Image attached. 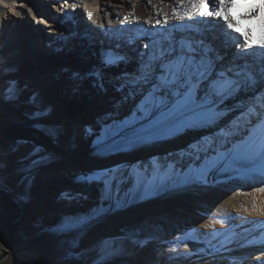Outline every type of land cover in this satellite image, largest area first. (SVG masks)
I'll return each mask as SVG.
<instances>
[{
	"label": "bare ground",
	"instance_id": "bare-ground-1",
	"mask_svg": "<svg viewBox=\"0 0 264 264\" xmlns=\"http://www.w3.org/2000/svg\"><path fill=\"white\" fill-rule=\"evenodd\" d=\"M73 3L79 5L75 11L79 12L75 19L77 24L80 26L85 22L92 27L91 30L97 27L99 38H103L107 47H134L130 65L124 70L128 74L135 72L139 53L146 51L144 45L162 39V36L158 34L159 29L151 28V25L155 23L156 11L162 9L170 13V8L160 3V0H152L151 4H148L147 0H111V2L109 0H69L65 8V11L69 12L60 9L58 0H17L15 3L13 0H3V3H0V33L9 32L12 24H18V36L30 33L31 29V36L37 37L33 39L38 40L37 42L43 47L50 48L48 50L53 48L56 50L58 46L65 44L66 38H63V35L68 33L63 28L60 19L63 20L66 15L75 17V12L72 11ZM188 7L184 5V8ZM17 9L18 15L15 14ZM56 13L59 15H55ZM87 13H92L91 19L88 18ZM117 13L119 20L116 19ZM39 14L43 15L44 19L38 17L37 23L43 21L48 26L45 33L40 29H35L31 22V19ZM125 15L129 16V20L121 23ZM180 15L183 17L184 11H181ZM149 17L153 18L148 23H144ZM134 18H138L141 23H134ZM182 22L192 23L191 21ZM174 34L177 39H180L183 35L196 33L176 31ZM208 34H210L209 40H213L214 36H219V39L213 40V43L223 55L226 52L228 56H231L236 52L234 46L225 47L224 37L220 35L219 28ZM37 35H40L42 39L40 40ZM13 40V37L6 38L0 46V53L9 47ZM250 51L255 55L246 58L249 62L258 61L264 54V50L260 49ZM43 54L46 55L47 52L43 50ZM26 60L27 54L22 51L14 60L7 62V68L11 67L14 70L18 65L25 68ZM82 60L84 65L72 55L63 61L62 66L69 77L67 86L73 91V98H76L80 104H73L71 100L66 99L64 96L68 94H65L67 90L64 89L66 88L61 92L62 95L50 96L47 85H42L40 81L33 83L34 73L25 75L26 73L22 71L20 76H16L11 71L0 75V84L5 85L4 89L8 87V79L18 82L21 89L18 99L14 102L0 103V163L5 164L6 161H13L15 157L25 156L24 151L21 150L20 138L32 141L29 151L38 148L42 150V155L47 153L58 157L67 156L63 163L55 161L47 165L41 164L30 168L29 171H22L18 176H13L10 181L6 182L8 190L15 197H25V199H20L24 202L25 208L22 227L47 228L59 224L66 216L88 213L97 207L101 202V187L99 185L85 187L77 183L76 177L82 174L99 172L117 166L125 169L130 165H146L168 158L176 160L184 158V173L188 175L190 166L199 168L203 163L201 161L198 164L195 157L191 160L187 158L188 146L217 131L216 128H193L183 134L178 133L149 140L133 148L113 150L105 161L90 156L89 153L95 148L96 136L86 134L85 129L93 128L94 132H99L103 129V122L108 120L109 114L123 119L129 114L133 105L122 103V93L117 91L122 80L113 85L111 91L106 92L104 96L98 95L94 100H90L89 96L93 93L88 91L89 84L77 79V71L83 70L84 74L90 75L96 66L89 64L87 60ZM231 62V57L226 58L225 65ZM242 62L238 61V63ZM54 78V75L51 76L49 81H53ZM38 88L45 97V102H48L55 110L61 108L65 112L63 120L69 122L67 131L60 130L56 137L53 136L54 134H49L50 131L57 130L52 117L45 115L39 120L32 119V113L42 106V102L37 99L33 102L31 99ZM78 88H80L81 96ZM235 115L236 113L232 114V116ZM166 116L167 114H162L159 119H164ZM8 117H13L15 121L6 122L5 118ZM108 123L111 121L108 120ZM156 123L158 121H154L153 125ZM37 125H45L46 131H39ZM76 126L81 127L79 135L76 133ZM31 130L41 133L45 138L32 133ZM137 131H143V129H137ZM39 157L33 155L31 159ZM23 164L29 165L28 160ZM5 168L4 165L0 168V172ZM33 172L36 173V180L32 182L33 186L29 191ZM26 176L30 177L27 181ZM191 176L195 177L196 173L192 172ZM259 188H264V176L251 172L248 166L242 165L239 166L238 171L212 172L208 176L207 184L198 183L193 179L181 188H169L147 197L143 196V190H141L134 202H129L120 209L114 208L113 211L106 213L110 222L101 228L102 236L106 237L105 242H107L103 243V255L107 257L106 264H264V243L248 244V241L254 237L257 240L264 237V191H258ZM130 191L135 192L133 185L122 186L121 199ZM62 193L69 195L83 193L87 199L69 201L62 197ZM115 194L114 191L113 195ZM104 207L107 208L108 205L105 204ZM0 210L2 211L1 208ZM8 218L10 220L9 216ZM123 225L125 229L122 228ZM226 229L229 230L226 235L231 236L230 243L224 244L226 235H219L215 238L212 236L214 231L223 233ZM178 237L188 238L187 247L184 242L179 245L174 244ZM139 241L144 243L141 245ZM209 242L216 248H221L224 244V248L231 249V251L221 249L220 252L209 256L207 254L211 252V248L208 247ZM172 246L178 247L180 253L191 251L199 255L180 256L174 259L173 257L177 254L171 252ZM202 249L205 251L201 252ZM71 251L75 250L71 249ZM100 255L101 251L96 254L92 264H96ZM78 262L74 258L71 264H78Z\"/></svg>",
	"mask_w": 264,
	"mask_h": 264
},
{
	"label": "snow or ice",
	"instance_id": "snow-or-ice-1",
	"mask_svg": "<svg viewBox=\"0 0 264 264\" xmlns=\"http://www.w3.org/2000/svg\"><path fill=\"white\" fill-rule=\"evenodd\" d=\"M68 2L69 0H61V8ZM147 3L151 4L152 0H147ZM160 3L166 4L170 13L158 9L151 28H158L162 39L144 45L146 51L139 53L135 72L126 73L117 88L122 93V103L133 105L129 114L123 119L109 114L108 120L111 123L105 120L101 131L94 132L87 128L85 133L96 136L94 147L99 153H103L133 148L137 144L183 134L193 128H216L217 131L212 135L202 137L188 146L187 158L191 160L195 157L198 164L201 161L203 163L199 168L190 166L188 175L184 173V158L156 160L146 165H130L125 169L117 166L79 175L76 177L77 183L85 187H101V202L88 213L64 217L55 229L58 233L83 231L114 208L120 209L129 202H134L141 190L143 196L147 197L169 188H181L193 179L207 184L212 172L238 171L242 165L248 166L249 171L264 176V54L256 62L246 59L255 55L250 50H264V0H160ZM184 5L189 7L184 8ZM77 7L79 5L73 3L72 11L75 12ZM181 11L185 13L183 17L180 15ZM15 14H19L18 9ZM87 16L91 19L92 13H87ZM152 18L149 17L144 23ZM116 19H120L118 13ZM128 20L129 16L125 15L121 23ZM134 23L141 22L134 18ZM216 28L220 29V35L224 37L225 47L234 46L236 49L232 62L227 65L224 64L225 56L213 43L219 36H214L213 40L205 38V33ZM176 31L194 32L199 34V38L189 35L177 39L174 34ZM127 61L126 54L113 51L105 53L102 62L105 67H118ZM5 63L0 57V75L13 71L11 67L4 69ZM99 81V87L103 88L102 77ZM8 83L9 86L0 91V103H11L19 97L21 89L18 82ZM31 99L35 102L36 95ZM46 111L47 108L38 109L32 113V119H41ZM233 113L236 115L232 116ZM162 114H167L166 118L159 119ZM154 121L158 123L153 125ZM137 129L143 131L138 132ZM49 134H56V131L52 130ZM34 155L41 159H33V167L41 163L42 150L35 149ZM2 167L0 163V168ZM192 172L196 173L195 177L191 176ZM29 179L30 177H25L26 181ZM126 184L133 185L135 192L130 191L121 199L120 189ZM257 190L264 191V188ZM4 191H8V187L0 176V192ZM61 195L69 201L87 199L83 193ZM105 204L108 205L107 208L104 207ZM228 231H214L212 236L215 238L226 235ZM187 239L178 237L174 244L184 242L187 247ZM230 242L231 236L226 235L224 244ZM139 243L142 245L144 242ZM257 243H264V237L259 240L254 237L248 241L250 245ZM224 244L221 248H216L209 242L211 252L207 254L213 256L221 249L231 251L224 248ZM77 246V241L73 239L66 252L67 258H74L71 249ZM103 247L102 244L101 255L96 264H106L107 257L103 255ZM0 248H4L2 243ZM171 252L177 254L174 259L199 255L191 251L180 253L176 246L171 247Z\"/></svg>",
	"mask_w": 264,
	"mask_h": 264
},
{
	"label": "rangeland",
	"instance_id": "rangeland-1",
	"mask_svg": "<svg viewBox=\"0 0 264 264\" xmlns=\"http://www.w3.org/2000/svg\"><path fill=\"white\" fill-rule=\"evenodd\" d=\"M58 3L60 4V9L62 11H65V8L67 7L66 4H64L63 8H61V0H58ZM47 10L50 9L47 8ZM65 12L69 11L67 10ZM57 14L58 13H56L55 15ZM78 15L79 12H75L74 18L66 15L64 16L63 20L60 19L63 28L66 30V32H68L67 34L63 35V38H66L67 43L65 42V44L63 43L61 46H58L56 50L54 48L48 50L50 48H45L41 43L37 42V37L31 36V29H28L30 33L18 36V24H12V26H10L9 32L0 33V46L4 43V40L6 38H14L11 45L6 48L4 52L0 53V57H2L6 62L3 65V68H7V62L14 60L15 57L18 56V54H21L22 51H24L27 54V60L24 63L26 64V67L21 68L18 65L16 69L13 70V73L16 76H20L22 71L26 73L25 75L34 73V75L32 76L33 83L34 81L35 83H38L40 81L42 85H47V91H50V96L57 97L59 95H62V91L67 90L65 94L68 93L69 95H64L66 99L69 101L71 100V103L73 104H80L79 101L77 102L76 98H73V91H71L67 86L69 77L66 74V70L62 68L64 60H66L68 57H71L72 55H79L85 61L87 60L89 64H94L96 66L94 67L90 75L84 74L83 70H78L79 72L77 71V79L82 83L88 82V91L93 93L91 96H89V99L94 100V98H96V96L98 95L104 96L106 92L111 91L113 85L122 80L125 76L126 73L124 72V70L130 65V57L133 56L134 47L130 46L121 48L119 46L112 47L110 45L109 46L111 48L107 47L106 43L103 41V38H99V31L97 27H94V29L91 30L92 27L87 23L85 24V22L80 26L77 24V21L75 19L78 17ZM38 17L44 19V16H40L39 14V16H36L34 19L32 18L31 22L33 26H35V29H40L45 33V29H47L48 26H46L43 21L37 23ZM37 36L40 40L42 39L40 35ZM187 36L189 35H183L182 38ZM191 36H196L197 38H199V34L197 33ZM33 37H36V39H33ZM209 37L210 34L207 33L206 35L205 33V38L209 40ZM104 44L106 47L104 46ZM40 49L46 51L47 54L44 55L43 50L41 51ZM45 49H47L48 51ZM120 49H122V51H120ZM113 51H119L123 54H126L128 56V61L125 63H121L118 67H105L102 62L104 55L107 52ZM224 54V56H227L226 58L231 57V59H233V54H231V56H228L226 52ZM226 58L224 60V64ZM53 75L55 77L54 80L49 81L50 77ZM100 77H102L103 88L99 87ZM9 81L15 80L8 79L7 86H9ZM4 86V84H0V91L4 90ZM79 89L80 88H78V93L80 94ZM36 91V99L39 102H42V106L39 109H48V111H46L43 116L48 115L54 119L53 124L54 127L57 128V130L56 134H54L53 136L56 137L57 133H60V130L67 131V129L69 128V122L63 120L65 112L61 108H57L55 110L52 106H50L48 102H45V97L41 93L40 89L38 88ZM5 121L13 122L15 121V119L13 117H8L5 118ZM37 127L41 132L46 131L45 125H37ZM75 130L79 135L81 127L79 128V126H76ZM31 132L40 136L41 138H45L41 133L35 130H31ZM20 142L22 145L21 150L24 151L25 156L21 158L15 157L13 161H6L5 164H2L3 167L4 165L6 166V171H1L0 176L3 177L5 184L6 182L10 181L13 176H18V174L22 171H29L30 168H34L32 166L33 159H31L34 155V150L29 151V147L32 146V141L20 138ZM25 151L27 152L25 153ZM112 152L113 150L99 153L97 149L94 148L89 153V155L98 157L100 160L105 161L110 157ZM42 156L43 159L41 160V163H39V165H47L55 161L58 163H63L67 158L66 155L58 157L55 155H49L47 153H44ZM40 159L41 157L37 158V160ZM26 160H28L29 165L23 164V162ZM32 174L33 175L30 179L31 185L29 191H31L32 189V182L36 180V173L33 172ZM0 208L2 209V211L0 210L2 213H5L10 217V221L13 225V228L11 230L13 255L1 258L0 264H71V262L74 261V258H76L77 262L79 261L78 264H92L96 257V254L101 251V245L105 243L106 237L103 238L101 228L110 222V218H108L105 214L97 222L93 223L91 226L78 233L75 231L69 233H58L55 231L58 224L48 226L47 228H25L22 227L21 224L25 211L24 202L15 197L10 190L0 192ZM122 228L125 229V225H123ZM124 229L121 230L124 231ZM9 230V222L4 217L0 216V243L4 245V248H0V257L5 253H9ZM73 239L77 241L78 246L73 248L75 250L73 252L74 258H72L71 260L66 257V252L68 251L69 244Z\"/></svg>",
	"mask_w": 264,
	"mask_h": 264
},
{
	"label": "water",
	"instance_id": "water-1",
	"mask_svg": "<svg viewBox=\"0 0 264 264\" xmlns=\"http://www.w3.org/2000/svg\"><path fill=\"white\" fill-rule=\"evenodd\" d=\"M73 58H75V59H78L79 60V62L81 63V64H85L84 62H83V58L82 57H80L79 55H73ZM0 216H2V217H4L5 219H7V221L9 222V224H10V230H9V253H5V254H3L1 257H0V259L1 258H3V257H8V256H11V255H13V249H12V232H11V230H12V228H13V225H12V223H11V221L9 220V218H8V216L6 215V214H4V213H2L1 211H0Z\"/></svg>",
	"mask_w": 264,
	"mask_h": 264
}]
</instances>
